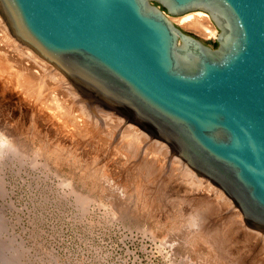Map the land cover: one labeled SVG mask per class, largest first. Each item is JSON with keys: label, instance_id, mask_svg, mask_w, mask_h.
Segmentation results:
<instances>
[{"label": "water", "instance_id": "95a60500", "mask_svg": "<svg viewBox=\"0 0 264 264\" xmlns=\"http://www.w3.org/2000/svg\"><path fill=\"white\" fill-rule=\"evenodd\" d=\"M207 13L211 44L171 17ZM18 41L167 143L264 233V0H0Z\"/></svg>", "mask_w": 264, "mask_h": 264}, {"label": "rangeland", "instance_id": "374dc122", "mask_svg": "<svg viewBox=\"0 0 264 264\" xmlns=\"http://www.w3.org/2000/svg\"><path fill=\"white\" fill-rule=\"evenodd\" d=\"M177 17L171 19L176 25L215 41ZM4 34L0 47L10 62L1 61L13 71L0 68V141H8L0 142V264H264L263 241L246 234L253 229L243 220L244 226L233 219L221 224V233L214 230L217 216L200 220L197 198L212 201L206 190L183 185L174 191L179 186L164 183L169 175L160 156L156 171L139 170L148 155L141 156L139 142L136 150L120 148L126 138L117 137L115 126L107 141L105 125L90 134V118L79 122L58 105L49 72L15 55ZM222 209L219 215L229 212ZM193 218L205 228L194 240Z\"/></svg>", "mask_w": 264, "mask_h": 264}, {"label": "bare ground", "instance_id": "6f19581e", "mask_svg": "<svg viewBox=\"0 0 264 264\" xmlns=\"http://www.w3.org/2000/svg\"><path fill=\"white\" fill-rule=\"evenodd\" d=\"M173 18L174 17H171L172 20H173ZM176 21L181 23L185 28L192 30L194 32H197L205 38H210V39L213 38L214 39L216 37L217 29L214 27L213 23L211 22L209 15L203 11L188 12L184 15L177 17ZM0 32L5 33L4 34V36L6 37L5 40H7L9 42L8 44L11 47L16 46L15 55H17L21 58L23 57V55H25L24 58H26V60H27V58L31 59L34 66L37 65L41 68L42 71L49 72V77H48L47 81H49L48 83L54 85V89L52 91V96H53V100L58 102V105H62L66 109V111H68V109L69 110L71 109V111L73 112V115L75 116L76 119L79 120V122H86L87 118H90L89 127H88L90 134L97 132L99 129H101L102 126L105 125V126H107V129L109 132H105L106 134H108V135H106L107 138H105L106 136H103L102 138H104L105 141H107L109 138L110 131H112V129L116 127L118 129L117 130V137L119 135H124V138H126V141H124L122 143V145L120 143V148H124V149L129 150L128 148H130L132 146L133 147L132 149L136 150L135 145L137 142H139V143H141V151H140L142 153L141 156H144V155L147 156L148 155V158H145V160L144 161L142 160V162L139 164L140 165V166H138L140 168L139 170L147 173L148 175L153 173L154 171H156L159 168L157 165H158L159 156H160L161 157L160 161L162 160L165 162V164H164L165 170L164 171H165V173H167L169 175L168 178L165 179L164 183L166 182L167 184L171 183L174 186H177V185L179 186V188H177V190H174V191H176L178 193L180 188L183 185L190 186L192 188H197V186H198V187H201V189L206 190L210 194V196L212 197L211 198L212 201L211 202H205L203 198L198 197L197 201H196V205H195L198 209L197 214L199 215L198 217L200 218V220L207 218V216L208 217H212V216L214 217V215L217 216L214 221L212 220L215 223L214 224V230H216L217 233H221L220 230L223 231V229H219V226L225 222L227 223L228 220H232V219L236 220L235 222H236V225H238V226L240 225L238 223H242L243 217L241 218V216H242L241 213L239 211H236L237 209H236L235 205L233 204V202L231 201V199L227 195H225V193L220 188L218 189L217 186H215L214 184L212 185V183L207 178L199 176L179 156H177L175 153H172L171 149L167 143L163 142L162 140H160L156 137H152L149 133H147L146 131L141 129L136 124H134L130 121H126V119L124 117L117 114L115 111L104 107L103 105L97 103L96 101L92 100L91 98H88L89 103L91 104V106L93 107V109L96 112V115H92L89 108L87 107V105L82 100L81 94L75 89V87L69 82V80L56 67H53V66L49 65L48 63H46L45 61L40 60L41 58L39 59V57L36 56L33 53V51L28 49L26 46L20 45L18 43V41L13 39L11 37V35L9 34L7 26L5 25L3 19L0 20ZM6 32H8V34L10 36H8V34L6 35ZM211 43H213V42H211ZM1 49L2 48L0 47V68L4 69L6 72L10 73L13 70L7 69V66H4V63H3L4 61H1V60H5V61L7 60L10 62L9 57L6 56L1 51ZM14 66H16V65H14ZM2 72L4 73V71H2ZM30 78L32 79L33 76L30 75ZM67 100L70 101V106L67 105L69 103H67V104L65 103V101H67ZM97 125H99L98 129H96ZM113 126H115V127H113ZM7 127H9V126H7ZM8 131H10V130L8 129ZM8 131H5V132H8ZM101 131L99 130V132H101ZM16 133H14V134H16ZM10 134H11V131H10ZM12 134H13V132H12ZM18 139H20V138H18ZM104 139H103V141H104ZM27 140H28V138H27ZM1 141H3V140H1ZM16 141L17 140H15V142ZM114 141H115V139H114ZM3 142L5 144L8 141H3ZM116 142L118 143V146H119V142H121V141H119V139H118ZM28 145H29V143H28ZM17 146H22V145L18 144ZM13 147H15V146H13ZM4 150L8 151V149L6 150L5 147H4ZM0 151H1V153L3 152V150H0ZM155 155H157V157ZM154 175H156V174L154 173ZM171 187L172 186H170V188ZM219 204H221L220 206H222L223 208L225 207V209H228L229 212L222 214V215H219L220 213L224 212L223 209H222V211H219L220 210ZM218 207H219V209H218ZM193 219H194L193 225H192L193 233L191 235V238L194 240V237L197 234L200 235V234L204 233V232L203 233L201 232L203 230L202 228H204V226H202L203 224L201 225L202 228H201V226L200 227L196 226L197 220H195V218H193ZM207 219L211 220L212 218L211 219L207 218ZM200 220H198V222ZM229 222H231V221H229ZM236 225H234V226H236ZM242 225H243V223H242ZM209 226H212V225H209ZM234 226H232V229ZM205 227H207V225ZM239 229H241V228H239ZM239 229H237V230H239ZM251 229H253V228H251ZM237 230H235V228H234L231 231L234 232ZM189 231L192 232L191 230H189ZM245 231H246V234H249V236L251 238H254L255 240H261V241H263L262 243L264 244V233L263 232L261 233V231L256 230V229H253V231L252 230H245ZM257 231H259V232H257ZM213 232H215V231H213ZM210 233H212V232H210ZM213 234L215 235V233H213ZM243 234H244V232L239 230V236H241ZM188 235H189V233H188ZM208 235H210L209 232H208ZM247 237L248 236H246V238ZM196 238H198V237L196 236ZM199 239L201 240V238H199ZM199 239H197V240H199ZM251 240H253V239H251ZM195 244H197V243H195ZM194 245H193V247H195Z\"/></svg>", "mask_w": 264, "mask_h": 264}]
</instances>
